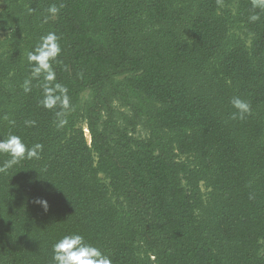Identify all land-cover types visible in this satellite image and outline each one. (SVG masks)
Returning <instances> with one entry per match:
<instances>
[{
    "label": "trees",
    "instance_id": "trees-1",
    "mask_svg": "<svg viewBox=\"0 0 264 264\" xmlns=\"http://www.w3.org/2000/svg\"><path fill=\"white\" fill-rule=\"evenodd\" d=\"M3 4L0 138L44 150L0 173V264H53L69 233L113 264H264V11L251 0ZM52 4L63 7L44 23ZM50 31L74 106L61 129L36 81L22 87L27 53ZM234 96L251 103L243 120ZM138 125L147 137L132 136Z\"/></svg>",
    "mask_w": 264,
    "mask_h": 264
},
{
    "label": "clouds",
    "instance_id": "clouds-1",
    "mask_svg": "<svg viewBox=\"0 0 264 264\" xmlns=\"http://www.w3.org/2000/svg\"><path fill=\"white\" fill-rule=\"evenodd\" d=\"M253 9L264 11V0H251ZM63 5L57 7L50 5L44 23L50 18L56 17ZM29 11H33L29 9ZM260 19L259 14H252L249 20L256 22ZM62 53L60 37L54 31H50L39 38L35 47L27 53V63L30 66L29 76L23 81V91L30 93L33 88V81L42 91V98L39 105L48 110L55 111V127L64 128L68 124V116L74 110L71 103L68 87L57 80L54 65L59 63ZM231 106L235 109L231 113L232 119L243 120L252 114L251 103L239 96H234L230 100ZM11 123H15L12 121ZM26 127H34L35 120H26ZM44 150L42 143H35L29 146L22 136L9 133L5 138H0V154H7L8 159L0 165V173H7L9 169L21 165L24 161L39 160ZM34 204L41 207L45 212L49 209L46 199L37 197ZM53 264H113V260L107 252L100 247L89 243L86 238L79 233H69L62 236L52 246Z\"/></svg>",
    "mask_w": 264,
    "mask_h": 264
},
{
    "label": "rangeland",
    "instance_id": "rangeland-1",
    "mask_svg": "<svg viewBox=\"0 0 264 264\" xmlns=\"http://www.w3.org/2000/svg\"><path fill=\"white\" fill-rule=\"evenodd\" d=\"M3 7H4L3 0H0V13H1ZM7 35H8V32L0 31V40L5 39L7 37ZM88 98H89V93L88 92H85V93H83L81 95L82 102H86L88 100ZM113 108L118 113H120V112L128 113V109L126 107H122L120 102H118V101H115L113 103ZM80 125L83 127L84 132H85L86 131L85 123L81 122ZM85 135H86L87 140H89L88 132L85 133ZM132 136H134L135 138H139V139L145 138V137H147V132L145 131V129L143 128L142 125H138L136 127L135 132L132 133Z\"/></svg>",
    "mask_w": 264,
    "mask_h": 264
},
{
    "label": "built area",
    "instance_id": "built-area-1",
    "mask_svg": "<svg viewBox=\"0 0 264 264\" xmlns=\"http://www.w3.org/2000/svg\"><path fill=\"white\" fill-rule=\"evenodd\" d=\"M85 133H87V130L85 131Z\"/></svg>",
    "mask_w": 264,
    "mask_h": 264
}]
</instances>
